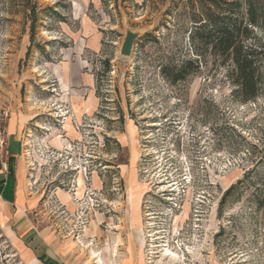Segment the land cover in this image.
I'll return each instance as SVG.
<instances>
[{"label":"rangeland","instance_id":"1","mask_svg":"<svg viewBox=\"0 0 264 264\" xmlns=\"http://www.w3.org/2000/svg\"><path fill=\"white\" fill-rule=\"evenodd\" d=\"M242 56L262 76L247 102ZM11 127L30 216L75 264H264V208L227 195L264 173V0H0ZM0 264H27L1 225Z\"/></svg>","mask_w":264,"mask_h":264},{"label":"crops","instance_id":"2","mask_svg":"<svg viewBox=\"0 0 264 264\" xmlns=\"http://www.w3.org/2000/svg\"><path fill=\"white\" fill-rule=\"evenodd\" d=\"M20 130L10 128V157L0 156V225L27 264H75L71 246L48 229H38L28 209L33 199L26 194ZM87 264H89L87 262Z\"/></svg>","mask_w":264,"mask_h":264},{"label":"trees","instance_id":"3","mask_svg":"<svg viewBox=\"0 0 264 264\" xmlns=\"http://www.w3.org/2000/svg\"><path fill=\"white\" fill-rule=\"evenodd\" d=\"M240 26L237 28V31L240 30ZM222 45L225 48H230L235 41V37L231 35L229 29L220 30ZM255 57L242 56L240 57V69L237 70L236 74V83L238 84L234 90V95H241L243 102L255 99L260 90L259 84L262 82V76L260 75L259 69L255 66L254 63ZM184 69L178 71V75L173 79V82L176 80H182L184 76L182 72ZM254 173L258 174V179L255 182H249L250 178ZM247 179V180H246ZM253 190L251 193L256 206L258 208H264V173L259 175V172L256 170H251L247 175L244 181H239L234 185L227 193L230 195L234 192H245L247 190Z\"/></svg>","mask_w":264,"mask_h":264},{"label":"water","instance_id":"4","mask_svg":"<svg viewBox=\"0 0 264 264\" xmlns=\"http://www.w3.org/2000/svg\"><path fill=\"white\" fill-rule=\"evenodd\" d=\"M140 38V34L127 31L125 34L124 42L120 50V54L124 58H130L134 49L135 42Z\"/></svg>","mask_w":264,"mask_h":264},{"label":"built area","instance_id":"5","mask_svg":"<svg viewBox=\"0 0 264 264\" xmlns=\"http://www.w3.org/2000/svg\"><path fill=\"white\" fill-rule=\"evenodd\" d=\"M8 115L5 114L3 120H7ZM9 146L4 132L0 131V156L2 159L9 156Z\"/></svg>","mask_w":264,"mask_h":264},{"label":"bare ground","instance_id":"6","mask_svg":"<svg viewBox=\"0 0 264 264\" xmlns=\"http://www.w3.org/2000/svg\"><path fill=\"white\" fill-rule=\"evenodd\" d=\"M93 256V259H98V261L95 262V264L102 263V258L100 254H96L94 251L91 253ZM164 258H168L171 262H178L179 261V256H177L176 253L172 252L170 249H166L165 253L163 254Z\"/></svg>","mask_w":264,"mask_h":264}]
</instances>
